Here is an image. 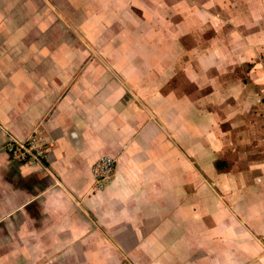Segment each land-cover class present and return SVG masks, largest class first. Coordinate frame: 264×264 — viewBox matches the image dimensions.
I'll use <instances>...</instances> for the list:
<instances>
[{"label":"crops","instance_id":"obj_1","mask_svg":"<svg viewBox=\"0 0 264 264\" xmlns=\"http://www.w3.org/2000/svg\"><path fill=\"white\" fill-rule=\"evenodd\" d=\"M47 1L108 37L57 49L55 10L0 0V264H264V0Z\"/></svg>","mask_w":264,"mask_h":264},{"label":"built area","instance_id":"obj_2","mask_svg":"<svg viewBox=\"0 0 264 264\" xmlns=\"http://www.w3.org/2000/svg\"><path fill=\"white\" fill-rule=\"evenodd\" d=\"M54 147L45 132L37 129L32 135L24 140L11 139L7 142L5 148L7 153L16 161L29 164L43 162L48 159L50 151ZM116 170V160L105 156L101 158L93 167L95 180V190L103 191L114 176ZM121 264H132L124 261Z\"/></svg>","mask_w":264,"mask_h":264},{"label":"rangeland","instance_id":"obj_3","mask_svg":"<svg viewBox=\"0 0 264 264\" xmlns=\"http://www.w3.org/2000/svg\"><path fill=\"white\" fill-rule=\"evenodd\" d=\"M45 2V5L48 6L49 9L56 11V17H57V33L54 35L51 40L55 39V47H60L61 45H64L65 43L68 44V42H72L73 46L80 47L86 46L89 48V59L92 58H101L102 55H100L99 51L92 50L91 44L85 39L84 34L81 33V21H89L87 19L81 20L78 18L71 17L68 13V3H56V2H48L47 0H43ZM48 2V3H46ZM73 11L78 10V4L73 2ZM88 9H90L91 4H87ZM137 13L141 15L142 11L136 10ZM112 20H103V23L105 26L109 28V36H111L112 32L116 30L113 28V25L111 26ZM85 24V23H84ZM87 30L91 31V35L98 39V41H104L107 37L105 36L103 30V24L101 23L100 19L97 17H94L88 24ZM46 37V40L47 41ZM57 41V42H56ZM110 42H112V39H110ZM109 54V53H107ZM105 57V56H104ZM109 57V56H108Z\"/></svg>","mask_w":264,"mask_h":264}]
</instances>
